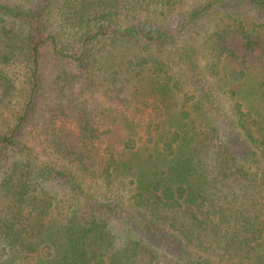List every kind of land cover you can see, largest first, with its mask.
Masks as SVG:
<instances>
[{"label":"trees","instance_id":"16d2710c","mask_svg":"<svg viewBox=\"0 0 264 264\" xmlns=\"http://www.w3.org/2000/svg\"><path fill=\"white\" fill-rule=\"evenodd\" d=\"M224 1L173 34L156 26L182 0H0V264H264V104L251 78L264 21L224 15L202 45L211 76L232 81L231 130L190 54L173 55ZM50 180L75 193L102 182L107 201L49 197Z\"/></svg>","mask_w":264,"mask_h":264},{"label":"rangeland","instance_id":"374dc122","mask_svg":"<svg viewBox=\"0 0 264 264\" xmlns=\"http://www.w3.org/2000/svg\"><path fill=\"white\" fill-rule=\"evenodd\" d=\"M209 2L210 0H182V3L177 7L175 11H173V14L167 19H162L156 27H159V29L164 31L171 30L173 31V34H175V32L180 31V25L185 19L187 21L188 16L193 10L202 8ZM227 14L241 16L245 19H248V21H264V10L253 7L252 5H249L247 2L244 1L225 0L223 5L217 8L214 12L208 14L204 18L198 19L197 25H194L192 22H189L188 27L192 33H187H190L192 37H190L189 35L182 36L178 39V44L176 46L174 45L175 47L173 48V55H175L176 53L177 60H179L178 53L187 51V53L190 54L191 58L198 65L196 79L203 80L205 83L208 82L209 85L213 88L215 98H217L218 101V106H216L219 110V119L223 124L224 131L232 129V121L234 120V114L232 111V106L229 97L227 96V93H224V89H228V87L232 84V81L214 79L211 76L210 71L207 69V62L203 59L204 51L202 45L207 36L210 34V32L215 29L216 22L219 17H222ZM178 65L180 67L179 62ZM232 68V64H226L224 67H222V71L230 73V69ZM176 69H178V67H176ZM251 78L253 79V81L258 82V84L261 85L263 94L259 98L264 104V70H262L260 67H254L251 70ZM185 79H187L186 76ZM223 87L225 88L222 90ZM147 107L149 113H152L155 108L153 105H151V103L147 104ZM123 128L126 127L123 126ZM111 140L113 141L114 146L123 147L121 139L116 141V137H112ZM45 156L47 157L50 163H56V158L54 156H50L48 151ZM71 183L66 182L63 184L59 183L56 180H50L47 182V184H45V190L50 193L47 194L49 197L54 196V198L56 199H63L65 198V192L70 190L71 193H75V186ZM82 188L83 192L76 191L75 194L82 193V195L80 196V203L83 209H87V203L90 202V200L93 202L94 200L100 202L104 200L107 201L106 199H104V195L106 193L105 188H107V186H104L102 182L95 185V183L91 184L86 181V183H82ZM114 190H119V192L124 194L128 193V190L125 189L122 184H118ZM74 200L76 203H78L79 201L78 198H75ZM113 222L118 227H120L121 230L123 229L124 224L121 220L116 219L113 220Z\"/></svg>","mask_w":264,"mask_h":264}]
</instances>
